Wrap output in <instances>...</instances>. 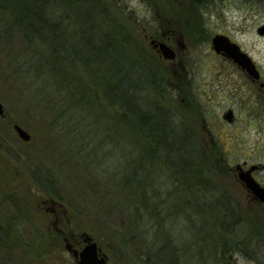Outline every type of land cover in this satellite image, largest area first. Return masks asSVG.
I'll return each mask as SVG.
<instances>
[{"label": "rangeland", "instance_id": "obj_1", "mask_svg": "<svg viewBox=\"0 0 264 264\" xmlns=\"http://www.w3.org/2000/svg\"><path fill=\"white\" fill-rule=\"evenodd\" d=\"M11 1L0 0V5ZM107 2L118 19L133 28L147 47L151 48L148 40L144 39L147 32L162 37V33L167 31L164 38L170 36L165 43L175 50L176 60H166L157 50H152L167 72V80L159 82V85H173L163 92L160 90L157 97L161 105L175 115V122L185 132L187 130L189 138L196 141L191 148L186 146L180 150V154L175 151L177 155L189 159L194 154V162H198L199 153L203 150L206 161L203 164L200 161L199 168L202 179L207 182L205 189L223 193L222 196L228 198V212L232 209L243 213L255 210L256 213L252 212L254 217L257 215L259 222L263 220L264 211L257 212V208L246 201L247 190L239 181L236 166L245 170L252 165L257 166L253 178L264 182V36L257 33V29L264 25V0ZM12 4L4 10L5 15L0 13V104L5 112V116L0 117V224H5L10 217L13 204L9 196L16 194L21 200L22 210H27L24 216L28 217L29 225L27 228L16 223L10 252L5 247L0 248V264H75L70 250L80 249L86 237L96 242L109 264H149L145 255L149 250L154 264H264V223L261 225L255 218H250L248 226H236L231 232L228 213L227 218L222 217L218 207L209 208V197L204 195L202 202L201 197L195 194L196 186L190 182L182 184L171 180L169 154L159 157L148 181L151 187H140L147 197L151 191L154 193L150 199L153 198L159 207L161 228L153 224L155 214L152 213L156 207L149 205L147 209L141 206L139 211L150 221L140 233H136L128 223V213L112 208V203L119 198L120 187L113 185L105 191L103 181L82 167L74 169L82 181L77 182L73 195L76 198L80 196L81 201L87 200L88 204L77 203L68 189L62 188L68 205L55 202L39 192L27 173L25 162L28 159L35 161L36 154H41L53 162L65 163L68 156L64 145L55 141L53 132L46 128L51 117L47 108L53 99L41 101L42 97L36 95L51 92V86H59L71 73H59L54 65L49 66L50 70L54 68L53 71L47 69L45 62L37 58L38 53L46 48L49 52L47 40L32 38L30 42L14 22L19 15L22 27L32 23L39 29L51 19L49 12L37 6L35 13L32 10L35 5L23 10L17 5L13 10ZM194 7L201 12L200 27L189 18L188 12L194 11ZM58 11L50 12L54 16L59 14ZM59 20L61 25L67 23L63 16ZM62 30L68 36L71 28L62 26ZM216 35L235 41L253 59L260 75L256 83L232 60L215 53L211 40ZM48 71L57 72V76L51 78ZM77 74L86 89L95 87L93 83L89 84L88 74L81 71ZM93 106L96 108L95 104ZM228 112L234 116L233 122L225 118ZM14 124L29 134L28 142L18 137ZM106 132L114 138L116 147L106 146L103 150L111 153V162L114 161L117 169L121 170L126 160L135 155L131 139L121 140L120 131L106 118H101L91 128L81 130V134L89 133L94 140L104 139ZM99 208L107 216V220L101 223L100 217L96 216ZM222 223L224 226L218 227ZM113 230L121 235L117 240L110 236ZM55 234L56 241L61 239L62 255L40 260L37 255L45 242H49V236ZM96 235L100 236L97 238ZM243 236L252 261H247L245 245H242L243 251L238 247ZM260 242H263V247ZM231 243L237 245L232 251H226ZM230 255L232 260H229Z\"/></svg>", "mask_w": 264, "mask_h": 264}, {"label": "trees", "instance_id": "obj_2", "mask_svg": "<svg viewBox=\"0 0 264 264\" xmlns=\"http://www.w3.org/2000/svg\"><path fill=\"white\" fill-rule=\"evenodd\" d=\"M9 4H12L13 10L17 5L22 10L29 5H35L36 7L32 9L35 13L37 6L49 12L51 19L39 29L32 23L22 27L19 15L14 22L30 42L32 38L47 40L49 52L46 48L37 56L45 62L44 66H48L47 69L54 65L57 72H69L73 77L68 76L59 86H51L53 89L51 92L44 91L43 94L36 95L42 97L41 101L53 99L47 108V113L51 117L48 118L46 128L53 132L55 141L64 145L68 156L65 163L53 162L46 155L44 158L41 157V154H36L35 161L28 159L25 162L27 173L40 193L55 202L68 205L67 196H64L62 188L68 189L77 203L88 204L87 200L81 201L82 198H78L80 196H77V199L73 195L78 187L77 182L82 181L80 174L74 172V169L82 167L99 181H103L105 191H109L113 185L120 187L119 198L112 203V208L117 207L120 211L128 213V223L130 222L136 233H140L144 225L150 221L146 214L139 211L138 208L141 206L147 209L150 208L149 205L156 207L152 213L155 215L151 218L154 220L153 224L161 228L162 224L159 221L162 218L159 217L157 209L159 207L153 198L150 199L154 193L151 191L147 197L140 187L142 185L146 189L151 187L148 181L159 157L164 158L169 154L170 162L169 159L167 161L172 171L171 180L184 184L190 182L196 186L195 194L201 197L202 202L205 200L203 196L207 195L211 203L209 208L218 207L219 212L223 213L222 217L227 218L229 214L230 218L228 198L225 199L223 193L205 189L207 182L202 179L199 168V162L203 164L206 161L203 150L199 153L198 162H194V154H191L189 159L177 155L182 153L180 150H184L186 146L191 148L196 141L189 138L187 130L185 132L175 122V115L158 100L160 90H167L173 86L169 83L159 85V82L167 80V72L162 69L152 49L144 45L140 35L137 36L133 28L125 25L113 13L107 0H12L11 3L0 5L1 14L5 15L4 10L8 9ZM57 9L63 11L59 12ZM52 10L58 11L59 14L53 16L50 12ZM188 13L189 18L200 27V9L194 7V11ZM61 16L67 21L66 24L61 25L59 20ZM62 26L71 28L68 36L65 30L63 32ZM70 36L72 39H69ZM53 70L52 67L50 71ZM50 71L48 74L51 78L57 76V72ZM78 71L88 74L89 84L93 83L95 87L91 90L86 89L77 76ZM101 118L113 123L118 132L120 131L121 140L128 138L134 144L135 155L132 159L126 160L121 170L117 169L114 161L111 162V153L103 150L106 146L116 147L114 138L107 132L104 139L96 140L89 133L81 134L83 128L93 127ZM9 198L13 204L10 207L12 213L5 224H0V248L5 247L8 252L16 223L26 227L29 225L28 217L24 216L27 210L20 207L19 196L11 194ZM97 211L96 216L102 218H98L99 223L107 220L102 208ZM149 224L154 226L151 222ZM223 226L222 223L218 227ZM99 236L96 235L97 238ZM110 236L117 240L121 235L113 230ZM49 239L37 255L40 256V260L61 256L64 251L61 239L56 241V234L49 236ZM12 245L14 246L15 242ZM150 253L149 250L145 255L149 264H154Z\"/></svg>", "mask_w": 264, "mask_h": 264}, {"label": "water", "instance_id": "obj_3", "mask_svg": "<svg viewBox=\"0 0 264 264\" xmlns=\"http://www.w3.org/2000/svg\"><path fill=\"white\" fill-rule=\"evenodd\" d=\"M258 33L260 35H264V26L258 29ZM158 46V52L164 59H175V52L169 46L164 43H159ZM212 46L217 53L222 52L227 58L239 65L250 76L254 77L255 79L259 78V74L250 57L242 52L237 44L231 43L227 37L223 35H216L212 39ZM3 114L4 110L0 104V115ZM225 118L230 121L231 113L228 112L225 115ZM13 128L19 138L26 142L29 141L30 136L23 128L16 124L13 126ZM256 168L257 166H252L249 170L243 171L240 170L239 166H237V169L239 170L238 178L247 190L256 195L261 202H264V187H261L251 176V172ZM83 242L84 246L80 251L76 249L70 250L76 260V264H108L105 255L100 254V249L91 238L86 237L83 239Z\"/></svg>", "mask_w": 264, "mask_h": 264}, {"label": "flooded vegetation", "instance_id": "obj_4", "mask_svg": "<svg viewBox=\"0 0 264 264\" xmlns=\"http://www.w3.org/2000/svg\"><path fill=\"white\" fill-rule=\"evenodd\" d=\"M143 32H145V29L143 28ZM151 32V31H150ZM149 32H147V33H145V35H144V39H145V41H147L148 40V42H149V46H150V42L151 41H153V43H151L152 44V47H155V46H157V42H159V41H168V39L170 38V36H166V38H164L165 37V35L166 34H168L167 33V31L166 32H163L162 33V37L160 36V35H156V34H153L152 32L150 33V34H148ZM232 41V40H231ZM233 42H235V41H233ZM156 49V48H155ZM177 52H179V51H177ZM246 73V72H245ZM247 74V73H246ZM248 75V74H247ZM248 77H249V75H248ZM250 78V77H249ZM253 80V79H252ZM253 81H255V80H253ZM253 83H256V81L255 82H253ZM228 111H231V110H228ZM232 114H233V111H232ZM234 116L232 117V119L230 120L231 122H233L234 121ZM243 170H245V169H243ZM257 171V170H256ZM255 171V172H256ZM253 174H254V171H253V173H252V176H253ZM257 181V180H256ZM258 182V181H257ZM259 183V185L261 186V187H264V182H258ZM241 185H243V184H241ZM244 186V185H243ZM245 187V186H244ZM246 189V188H245ZM246 201L248 202V204L250 205V206H252V207H254V208H257V212H260V213H262L263 211H264V202H261L260 201V199L259 198H257V196L256 195H254L252 192H249V190H247V193H246ZM252 212H254V213H256V211L254 210H246V212L245 213H243L242 211H236V210H234V209H232L231 210V212H230V214H231V217H230V231L232 232V230L234 229V228H236V226H242V227H244V226H248V224L250 223V218H255L254 217V213H252ZM256 218H258V216L256 215ZM255 218V219H256ZM256 221L257 222H259L258 221V219H256ZM259 223H261V225L264 223V218H263V220H261ZM259 231V230H258ZM258 231H256V235H258ZM255 235V236H256ZM246 238V237H245ZM245 238H244V236L242 237V238H240V241H239V244H238V247L243 251V247L244 246H242V245H245ZM261 244V247H263V242H260ZM237 244H234V243H231V244H229L228 246H229V248H227V250L226 251H230L232 248H234V246H236ZM240 245L242 246V248L240 247ZM231 247V248H230ZM232 251V250H231ZM245 251H247V252H245ZM251 252H249V248H248V245L246 246L245 245V250H244V254H246L247 255V261L248 260H251L250 258L252 257L251 256V254H250ZM232 255H230V257H229V260H232ZM255 259H256V257H255ZM252 261V260H251Z\"/></svg>", "mask_w": 264, "mask_h": 264}]
</instances>
